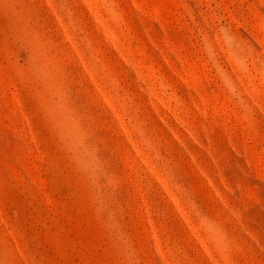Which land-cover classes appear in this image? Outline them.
I'll use <instances>...</instances> for the list:
<instances>
[{"label": "rangeland", "instance_id": "374dc122", "mask_svg": "<svg viewBox=\"0 0 264 264\" xmlns=\"http://www.w3.org/2000/svg\"><path fill=\"white\" fill-rule=\"evenodd\" d=\"M0 264H264V0H0Z\"/></svg>", "mask_w": 264, "mask_h": 264}]
</instances>
